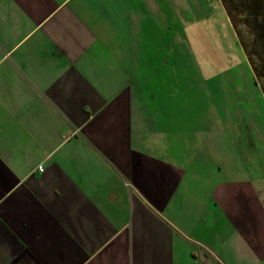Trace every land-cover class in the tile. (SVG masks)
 <instances>
[{
	"label": "crops",
	"instance_id": "crops-1",
	"mask_svg": "<svg viewBox=\"0 0 264 264\" xmlns=\"http://www.w3.org/2000/svg\"><path fill=\"white\" fill-rule=\"evenodd\" d=\"M139 26L132 0H0V264H264V130L228 139L229 180L181 166L141 99Z\"/></svg>",
	"mask_w": 264,
	"mask_h": 264
},
{
	"label": "rangeland",
	"instance_id": "rangeland-1",
	"mask_svg": "<svg viewBox=\"0 0 264 264\" xmlns=\"http://www.w3.org/2000/svg\"><path fill=\"white\" fill-rule=\"evenodd\" d=\"M132 2L140 21L139 79L147 85L141 99L148 100L150 128L171 139L173 158L200 179L229 180L234 157L228 139L238 152V143L250 133L258 143L256 133L264 130V79L255 75L264 76V44L259 37L249 43L254 29L238 17L260 0ZM259 145L264 155V143ZM251 157L258 163V154L251 151Z\"/></svg>",
	"mask_w": 264,
	"mask_h": 264
},
{
	"label": "built area",
	"instance_id": "built-area-1",
	"mask_svg": "<svg viewBox=\"0 0 264 264\" xmlns=\"http://www.w3.org/2000/svg\"><path fill=\"white\" fill-rule=\"evenodd\" d=\"M39 171H42L41 167L38 168Z\"/></svg>",
	"mask_w": 264,
	"mask_h": 264
}]
</instances>
